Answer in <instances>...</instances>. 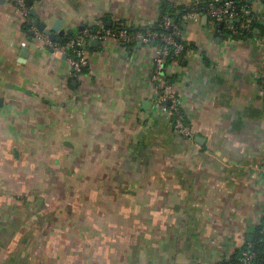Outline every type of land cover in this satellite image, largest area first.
<instances>
[{"label": "crops", "instance_id": "0c3cea01", "mask_svg": "<svg viewBox=\"0 0 264 264\" xmlns=\"http://www.w3.org/2000/svg\"><path fill=\"white\" fill-rule=\"evenodd\" d=\"M29 1L67 38L153 27L163 0ZM203 17L171 67L186 138L156 106L153 45L90 40L77 76L0 0V264H215L249 249L264 216V35Z\"/></svg>", "mask_w": 264, "mask_h": 264}, {"label": "built area", "instance_id": "2783aa9c", "mask_svg": "<svg viewBox=\"0 0 264 264\" xmlns=\"http://www.w3.org/2000/svg\"><path fill=\"white\" fill-rule=\"evenodd\" d=\"M5 1L19 13L22 23L28 27L32 38L39 43V49H48L55 53L68 55L69 62L77 76H80L83 69L88 65L86 46L90 40H112L118 45L133 43L153 45V68L150 80L156 93V106L171 119L173 129L186 138L192 136L191 129L184 123V118L180 115L177 92L166 80V77L172 75L171 67L175 66L174 63L176 64V62L171 64L170 69L165 67V62L171 49L174 55L183 50V43H185L183 36L187 25L197 22L204 15L211 19L215 26L222 23V27L232 34L244 31L253 33L256 37L260 36V32L254 25H264V0H209L201 8H197L196 5L204 0H193L192 7L182 15L178 25L173 26L168 17H163L157 24L163 30L172 29V33H156L150 30L152 27H149L143 29V33L128 34L126 30L130 28V25L119 24V30H114L112 27H101L96 31L87 30L81 36L71 37L64 42H55L34 25L29 7L26 6L24 0ZM173 35L179 36L181 42H176ZM172 116H175L174 120H172ZM253 259V253L245 251L242 253L240 261L242 264H252ZM215 264L223 263L217 262Z\"/></svg>", "mask_w": 264, "mask_h": 264}, {"label": "trees", "instance_id": "16d2710c", "mask_svg": "<svg viewBox=\"0 0 264 264\" xmlns=\"http://www.w3.org/2000/svg\"><path fill=\"white\" fill-rule=\"evenodd\" d=\"M208 2H209V0L201 1L200 3H198L196 5V7L201 8V7L205 6ZM188 10H190V9H187L185 6H179L177 4H174V3L166 1V0L161 1L160 5H159L160 18H159L158 22L152 28H150V30L154 31L156 33H172V29L163 30L162 28L158 27L157 24L160 22V20L163 17H168L170 19L172 25L176 26L179 24L182 15ZM101 23L104 27H106L104 25V22H101ZM254 26L259 30L260 35H264V25L255 24ZM88 28L91 31H96L98 29V27H95V26L88 27ZM217 28L222 33H225L227 36H231L234 39H242V38H246V37H254L255 36L253 33H246L244 31H239L237 34H232L230 31L224 29L223 27H220V24H218ZM112 29L119 30L120 28L118 27V25H114L112 27ZM22 31L26 34L27 38L32 39L31 38L32 34L30 33L28 27L23 23H22ZM126 31L128 34H133L135 32H141V33L144 32V30H142V29L134 30L132 28H128ZM173 36H174V39L176 42H178V43L181 42V38L179 36H177V35H173ZM71 37H73V36L69 35L67 38H65L64 41H67ZM136 44L137 43H133V44L124 45V46L133 47V46H136ZM158 44H161V42H158ZM192 48H193L192 44H187L185 42V43H183V50L179 54L174 55L172 52V49H171L169 52V55L166 59L165 67L167 69H169L173 62H176L179 65H181L184 62V56H185L186 52ZM177 79L178 78L176 76H172V75L166 77L168 84L172 85V86L177 81ZM179 112H180V115L184 118V123L187 125L185 115H184L181 108L179 109ZM174 119H175V116H172V120H174ZM245 251L253 253L254 259L252 261V264H264V216L262 218L261 224L256 228L255 240L252 242L249 249L237 251L229 260L222 261V263L223 264H242V262L240 261V258H241L242 253Z\"/></svg>", "mask_w": 264, "mask_h": 264}, {"label": "water", "instance_id": "95a60500", "mask_svg": "<svg viewBox=\"0 0 264 264\" xmlns=\"http://www.w3.org/2000/svg\"><path fill=\"white\" fill-rule=\"evenodd\" d=\"M24 1H25L26 6L29 7L30 15L35 19L34 25L37 27V29L40 32L47 35L51 40H53L55 42H63L65 40V33L67 32L68 34H71V31L64 30V28L62 27V23L59 20H55L53 22V24L50 27H48L45 22L40 21L38 19V14H37L36 10L33 7H31V1H29V0H24ZM203 19L205 20L206 17L204 16ZM106 26L107 27H113L114 25L112 23H107ZM134 30H136V29H134ZM97 43H98L97 40H91L90 41V44L92 46H96ZM152 44H154V42H152ZM139 46H140V44H139ZM26 51H27L26 48H22L20 57L25 58L26 57Z\"/></svg>", "mask_w": 264, "mask_h": 264}]
</instances>
